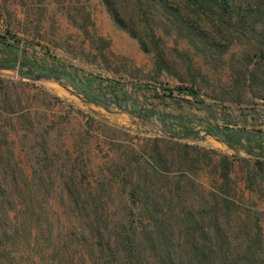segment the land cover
<instances>
[{
  "label": "rangeland",
  "instance_id": "obj_1",
  "mask_svg": "<svg viewBox=\"0 0 264 264\" xmlns=\"http://www.w3.org/2000/svg\"><path fill=\"white\" fill-rule=\"evenodd\" d=\"M109 1L126 28L115 22L104 0H0V38L20 50L10 55L0 48V65L14 61L27 73L35 68L68 73L89 91L112 101L130 98L137 106L130 113L129 104L90 102L64 80L25 79L0 69L5 81L0 92L8 80L28 84L16 91L34 127L10 137L18 165L29 176L36 171L48 187L39 197L46 201L44 212L79 219L95 212V202L97 213L108 216L106 225H99L105 233L114 221L144 211L142 201L149 197L144 186H138L136 197L141 209H129V188L108 172L122 165L133 170L132 182L142 183L144 173L154 177L150 186L159 208L150 212L157 216L161 208L159 217L166 218L161 228L172 231L176 248L189 212L198 218V202L217 189L224 156L230 162V191H236L243 212L257 213L264 241V173L245 151L247 141L229 147L192 121L205 119L219 129L228 122L239 134L261 135L264 144V0H230L217 15L195 12L183 0ZM181 125L196 135L178 139L173 134ZM155 137L169 139L157 145L158 156L146 143ZM136 153L142 160L133 163ZM65 185L77 193L70 197ZM72 199L81 209L69 204ZM83 203L88 209L82 210ZM248 223L247 232L254 234L258 228ZM249 244L243 237L234 250Z\"/></svg>",
  "mask_w": 264,
  "mask_h": 264
},
{
  "label": "trees",
  "instance_id": "obj_2",
  "mask_svg": "<svg viewBox=\"0 0 264 264\" xmlns=\"http://www.w3.org/2000/svg\"><path fill=\"white\" fill-rule=\"evenodd\" d=\"M104 1L115 22L126 28L111 2ZM183 1L195 12L215 15L217 8L225 12L230 2V0ZM0 48L10 55L18 54L20 51L13 42L2 38ZM12 62L14 63V61L7 63ZM2 69H10V66H2ZM4 82L0 79V84ZM20 85L26 87L28 84L22 80H8L3 92H0V264H264V241L260 237L261 226L257 222V213L243 212L242 208H239L241 200L236 198V191L233 193L230 191L232 190L228 176L230 162L224 156L219 160V169L216 171L219 181L217 189L210 192L208 198L203 196L205 199L198 202V218L194 213L187 211L190 216L186 219L185 229L181 235L178 234L182 242L176 248L173 244L172 231L165 227L161 228L166 224V218L159 217L161 208L157 216L150 212L152 207L159 208L155 198H152L154 191L150 186L154 177L144 173L142 176L144 183L143 180L142 183L132 182L133 170L122 165L114 166L108 172L112 176H119L121 185L129 188L128 194L132 197L129 209H141L139 199L136 197L138 186L140 184L144 186L145 192L149 193L148 199L142 201L144 211L114 221L112 229L106 230L105 233L99 229V225L102 223L106 225L108 216L97 213L99 204L95 205V202V212L80 216L79 219L74 217L65 221L59 215L45 213L43 203L46 201L39 202V197L45 190L48 191V187L39 183L36 171L29 176L25 169L18 165V157L12 145L14 138L10 137L23 127H26L25 130L29 129L28 126L34 127L33 115L28 109L20 106L16 91ZM88 98L90 102H100V99L91 96ZM129 111L134 113L132 109ZM49 123L50 129H54L55 123L52 120ZM182 128L183 130L173 134L178 139L196 135L185 130L183 126ZM234 133L226 145L233 147L239 144L241 139L247 141L245 151L256 159L255 169L264 173L263 137L246 132ZM167 141L169 139L164 137H155L148 139L146 143H151L156 148L154 154L158 156L160 151H157V145ZM255 148L259 151L255 152ZM136 154L131 159L133 163L142 160V157ZM184 159L182 156L179 163ZM152 170L154 171V167ZM251 179L252 177L250 185L253 184ZM64 188L70 197L77 193L75 186L65 185ZM101 189L100 186L98 194ZM94 193L97 194V191ZM74 199H72L74 202L71 200L69 204L74 203L78 207V202ZM47 203L52 209L49 200ZM84 209H88L86 203H83L82 210ZM144 212L148 214L145 215ZM248 222L258 228L254 234L247 232ZM71 227H75V230ZM197 228L198 234L196 231L193 232ZM245 231L247 233L243 235ZM243 237L252 244L247 245L245 250H234L235 243L242 241ZM141 243L146 244L147 249L144 246L141 248ZM145 251L150 253L149 257L141 253Z\"/></svg>",
  "mask_w": 264,
  "mask_h": 264
},
{
  "label": "water",
  "instance_id": "obj_3",
  "mask_svg": "<svg viewBox=\"0 0 264 264\" xmlns=\"http://www.w3.org/2000/svg\"><path fill=\"white\" fill-rule=\"evenodd\" d=\"M10 66L11 70H15L17 73V76L20 78H25V79H37L38 77H48V78H53L56 80H64L66 81L75 91L83 95L84 97L91 96L96 99L102 100V102L105 104L106 100L108 102H112L115 105H125L129 104L131 106L132 110H137L136 104L132 101L130 98H126L124 100H109L107 97L103 94H96L92 91L88 90V87L79 84L70 74L68 73H63L61 71H53L49 69H43V68H35V73H27L22 71V67L20 65H15L14 63H7V64H2L0 65V69L2 66ZM196 104L207 111L210 114H213V110L210 106L206 105L205 103L201 101H197ZM227 118H230V116H227ZM194 123L198 124L199 126H202L206 128L208 134L210 136H215L222 142L226 143L229 139L230 136L234 135V131L231 129H219L216 126H214L210 121L205 120V119H200V118H195L192 120Z\"/></svg>",
  "mask_w": 264,
  "mask_h": 264
},
{
  "label": "built area",
  "instance_id": "obj_4",
  "mask_svg": "<svg viewBox=\"0 0 264 264\" xmlns=\"http://www.w3.org/2000/svg\"><path fill=\"white\" fill-rule=\"evenodd\" d=\"M222 127H224V129H231V130H233L234 129V125L233 124H231V123H226V122H224V124H223V126ZM234 131V130H233Z\"/></svg>",
  "mask_w": 264,
  "mask_h": 264
}]
</instances>
